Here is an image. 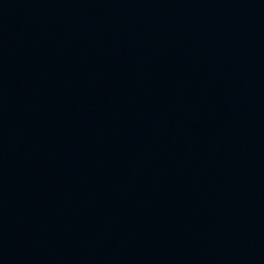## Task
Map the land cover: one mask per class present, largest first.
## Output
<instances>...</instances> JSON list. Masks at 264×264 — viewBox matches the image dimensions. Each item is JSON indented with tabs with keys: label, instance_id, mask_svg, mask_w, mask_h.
Here are the masks:
<instances>
[{
	"label": "water",
	"instance_id": "water-1",
	"mask_svg": "<svg viewBox=\"0 0 264 264\" xmlns=\"http://www.w3.org/2000/svg\"><path fill=\"white\" fill-rule=\"evenodd\" d=\"M0 264H264V0H0Z\"/></svg>",
	"mask_w": 264,
	"mask_h": 264
}]
</instances>
